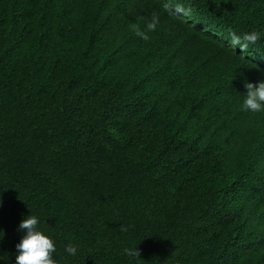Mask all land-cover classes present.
Returning a JSON list of instances; mask_svg holds the SVG:
<instances>
[{
  "label": "trees",
  "instance_id": "obj_1",
  "mask_svg": "<svg viewBox=\"0 0 264 264\" xmlns=\"http://www.w3.org/2000/svg\"><path fill=\"white\" fill-rule=\"evenodd\" d=\"M260 81L264 0H0V264L28 215L57 264H264Z\"/></svg>",
  "mask_w": 264,
  "mask_h": 264
},
{
  "label": "clouds",
  "instance_id": "obj_2",
  "mask_svg": "<svg viewBox=\"0 0 264 264\" xmlns=\"http://www.w3.org/2000/svg\"><path fill=\"white\" fill-rule=\"evenodd\" d=\"M173 9V5L167 2ZM184 11V9H180ZM177 14L183 17V14ZM157 20L153 19L147 25L149 31H155ZM133 30L142 39H149L146 32L139 30L137 25H132ZM261 32L251 31L237 35L235 32L230 33V45L236 49L239 48L242 53H246L250 45H255L261 38ZM224 44V43H223ZM225 45V44H224ZM246 95L244 96L242 108L245 111L261 112L264 111V81L259 83H245ZM3 205L2 197H0V207ZM38 217L35 215H28L18 226V230L25 233L20 242L16 245L17 255L16 264H57L53 258V253L56 252L55 242L49 236H46L38 229ZM130 226H121L122 232H127ZM3 233V232H2ZM4 234V233H3ZM65 251L70 255H76L77 246L69 243ZM124 253L130 258H140L141 253L136 248H125Z\"/></svg>",
  "mask_w": 264,
  "mask_h": 264
},
{
  "label": "rangeland",
  "instance_id": "obj_3",
  "mask_svg": "<svg viewBox=\"0 0 264 264\" xmlns=\"http://www.w3.org/2000/svg\"><path fill=\"white\" fill-rule=\"evenodd\" d=\"M181 15V14H180ZM184 17V15H182ZM200 29L207 33L211 38L216 39L218 41H221L222 43H224L226 46H228L230 49L234 50V51H240L239 48L234 49L231 45L230 42L221 34L219 33H212L211 31L206 30L205 26H200ZM241 52V51H240ZM242 53V52H241ZM243 55L247 56L248 58H250L252 61L257 62V63H263V61L260 59L259 56H257L254 53H250V52H246V53H242Z\"/></svg>",
  "mask_w": 264,
  "mask_h": 264
}]
</instances>
